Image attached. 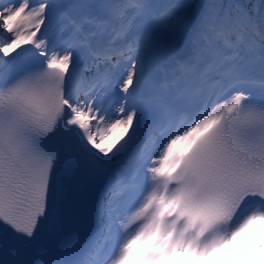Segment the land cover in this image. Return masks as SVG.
Listing matches in <instances>:
<instances>
[{
  "label": "snow or ice",
  "instance_id": "obj_1",
  "mask_svg": "<svg viewBox=\"0 0 264 264\" xmlns=\"http://www.w3.org/2000/svg\"><path fill=\"white\" fill-rule=\"evenodd\" d=\"M257 229L264 0H0V264H212Z\"/></svg>",
  "mask_w": 264,
  "mask_h": 264
},
{
  "label": "rangeland",
  "instance_id": "obj_2",
  "mask_svg": "<svg viewBox=\"0 0 264 264\" xmlns=\"http://www.w3.org/2000/svg\"><path fill=\"white\" fill-rule=\"evenodd\" d=\"M259 232L261 233V230H257V233ZM259 239L261 240L262 238L260 237ZM251 252L252 247L250 246V240L241 239L236 244V251L233 253L232 258H226L222 262L213 260L212 264H231L232 260H235V264H244L246 261L250 262ZM255 258L258 259V257Z\"/></svg>",
  "mask_w": 264,
  "mask_h": 264
}]
</instances>
